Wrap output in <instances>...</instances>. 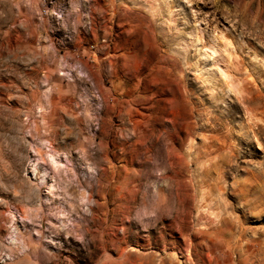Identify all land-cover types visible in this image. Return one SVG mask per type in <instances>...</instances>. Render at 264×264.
Wrapping results in <instances>:
<instances>
[{
  "label": "rangeland",
  "instance_id": "rangeland-1",
  "mask_svg": "<svg viewBox=\"0 0 264 264\" xmlns=\"http://www.w3.org/2000/svg\"><path fill=\"white\" fill-rule=\"evenodd\" d=\"M198 260L264 264V0H0V264Z\"/></svg>",
  "mask_w": 264,
  "mask_h": 264
},
{
  "label": "bare ground",
  "instance_id": "bare-ground-1",
  "mask_svg": "<svg viewBox=\"0 0 264 264\" xmlns=\"http://www.w3.org/2000/svg\"><path fill=\"white\" fill-rule=\"evenodd\" d=\"M52 156H53V155H52ZM53 158H54V156H53ZM54 160H55V159H54ZM198 231H200V230L198 229ZM241 233H242V232H241ZM239 234H240V233H239ZM249 241H252V240L249 239ZM236 242H237V241H236ZM198 261H199V260H198ZM198 261H196V263H197V264H200V261H199V262H198ZM208 261H209V264H210L211 261H210V260H208Z\"/></svg>",
  "mask_w": 264,
  "mask_h": 264
}]
</instances>
